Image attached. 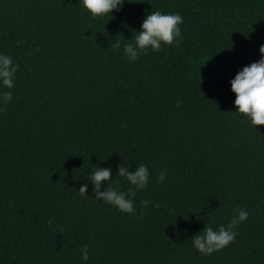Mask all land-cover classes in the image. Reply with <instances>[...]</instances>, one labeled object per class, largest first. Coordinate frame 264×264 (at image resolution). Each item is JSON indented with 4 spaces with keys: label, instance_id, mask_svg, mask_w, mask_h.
Wrapping results in <instances>:
<instances>
[{
    "label": "trees",
    "instance_id": "trees-1",
    "mask_svg": "<svg viewBox=\"0 0 264 264\" xmlns=\"http://www.w3.org/2000/svg\"><path fill=\"white\" fill-rule=\"evenodd\" d=\"M151 11L182 16L180 47L130 61L123 43ZM261 45L264 0H125L97 19L82 0H0V54L19 65L0 85V264H264V125L236 112L230 83ZM122 163L150 172L135 215L88 180L110 167L127 192ZM237 208L234 242L200 254L191 238Z\"/></svg>",
    "mask_w": 264,
    "mask_h": 264
},
{
    "label": "clouds",
    "instance_id": "clouds-1",
    "mask_svg": "<svg viewBox=\"0 0 264 264\" xmlns=\"http://www.w3.org/2000/svg\"><path fill=\"white\" fill-rule=\"evenodd\" d=\"M125 0H82L83 7L88 10L93 19L109 16L113 10H119ZM184 23L180 14H165L161 11H151L141 25V30L132 38L130 42L123 43V54L130 61H137L139 57L146 54V50L151 49L153 52L162 50V46H173L179 48L178 40L182 39L180 25ZM135 32V31H134ZM17 41V46L20 45ZM109 46L119 52L122 42L116 40L109 42ZM40 51V49H35ZM259 52L261 59L239 71L235 78L230 81L231 90L235 93L236 99L234 104L238 113L246 116L251 124L255 127L264 125V45L260 46ZM19 65L14 63L9 55L0 54V85L5 89H12L15 86V75ZM11 91L0 92V99L4 104L12 100ZM117 176L126 180L132 187L127 192L121 191L118 187L108 184L112 180V169L96 167L90 174L88 180L93 185V195L96 200L103 201L109 205L115 206L119 211L130 215L137 212L134 207V197L137 190L145 189L149 183L150 172L146 165L140 164L135 170L129 169L123 163L118 166ZM166 179V173L161 171L157 176L158 182ZM106 182V186H105ZM104 188L101 191V188ZM81 196L87 195L88 184L79 188ZM150 201L142 200L140 202V214L143 216L144 209ZM155 207H159L156 204ZM235 215L227 225H220L217 229L205 225L202 231L194 235L191 240L193 247L202 255L211 256L219 252L234 242L237 232V226L245 222L249 217V212L242 208L234 210ZM53 220H48L49 226ZM60 232L64 229L60 228ZM81 256L84 261L89 260L88 245L81 248Z\"/></svg>",
    "mask_w": 264,
    "mask_h": 264
}]
</instances>
